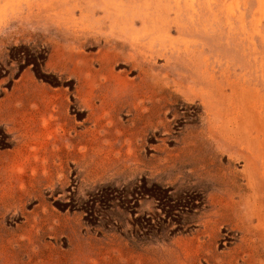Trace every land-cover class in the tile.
<instances>
[{"label":"rangeland","instance_id":"rangeland-1","mask_svg":"<svg viewBox=\"0 0 264 264\" xmlns=\"http://www.w3.org/2000/svg\"><path fill=\"white\" fill-rule=\"evenodd\" d=\"M0 264H264V0H0Z\"/></svg>","mask_w":264,"mask_h":264}]
</instances>
